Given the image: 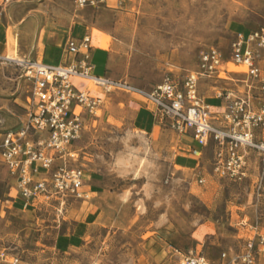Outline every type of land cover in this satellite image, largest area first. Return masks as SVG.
I'll return each mask as SVG.
<instances>
[{"label":"rangeland","instance_id":"1","mask_svg":"<svg viewBox=\"0 0 264 264\" xmlns=\"http://www.w3.org/2000/svg\"><path fill=\"white\" fill-rule=\"evenodd\" d=\"M74 1L0 6L1 29L33 11L22 34L20 27L8 30V56L41 62L47 41H62L65 50L75 29V36L93 35L94 60L107 77L150 92L167 76L182 82L211 48L229 61L238 32L264 27V0H107L98 8H78ZM259 54L264 71V50ZM226 69L225 79H201V97H242L251 88L256 103L264 100L262 84L245 67ZM30 89L21 67L0 59V134L21 123ZM100 91L105 100L96 114L83 113L84 128L71 148L76 158L65 163L96 172L103 194L93 204L54 196L24 206L14 204L9 187L0 188L7 201L0 207V264H180L191 254L213 264H247L249 243L253 264H264V167L257 154L244 180L218 179L212 144L192 157L191 140L158 117L129 110V101L146 103L141 97ZM62 163L56 160L54 168Z\"/></svg>","mask_w":264,"mask_h":264},{"label":"built area","instance_id":"2","mask_svg":"<svg viewBox=\"0 0 264 264\" xmlns=\"http://www.w3.org/2000/svg\"><path fill=\"white\" fill-rule=\"evenodd\" d=\"M18 1L0 0V6ZM74 2L78 8H98L107 0ZM92 50V37L86 34L68 40L66 53L72 58L68 64L10 60L23 69V77L30 82L31 89L26 101L27 121L18 131H9L0 137V164L17 180L18 196L26 205H36L54 196L89 198V193L83 189L84 172L68 167L65 162L76 158L71 148L84 128L83 113L96 114L105 100L93 94L95 88L105 94L115 91L136 94L154 108L161 122L180 136L191 137L199 149L212 144L213 176L218 179L238 182L247 178L251 153L257 154L264 167V139L258 138V132H264V100L256 103L251 88L242 97L220 94L219 98L224 99L226 105L223 112L217 113L199 92L201 79H225L231 72L226 69L229 64L245 67V74L261 83L264 92V71L259 66V50H264V27L238 33L229 61L220 50L211 48L201 53L198 70L187 72L182 82L167 76L150 92L114 81L105 74H96ZM73 80L86 85L77 89ZM76 108L78 114L74 111ZM195 154L200 153L195 150ZM56 160L64 163L54 168ZM204 182V179L199 181ZM260 243L264 245L263 237ZM254 259V245L249 243L243 262L253 264ZM180 264L213 263L202 255L191 254L184 256Z\"/></svg>","mask_w":264,"mask_h":264},{"label":"crops","instance_id":"3","mask_svg":"<svg viewBox=\"0 0 264 264\" xmlns=\"http://www.w3.org/2000/svg\"><path fill=\"white\" fill-rule=\"evenodd\" d=\"M21 1L22 0L18 1L17 3H21ZM5 9H6V7L4 8V11H5ZM32 13H33V11H29L25 15L24 18L22 17L20 20H17L16 22H13L11 20V22L9 21L8 25H3L2 26L3 28L2 29L0 28V59H6L8 57V45H7L8 30L12 27L13 28L20 27V30H21L20 32L22 34L25 30H27L29 28V26L33 20L32 19ZM238 33H240V32H238ZM71 35H73L71 37H75V38L83 37L81 35L75 36L76 35L75 29H74V31H72ZM84 35H86V34H84ZM13 36L18 41V35L15 34ZM69 39L70 38H68V40ZM68 40H67V42H68ZM93 40H94V37L92 35V41ZM57 43H51L49 41L46 42V44L44 45L43 52H40L41 54L39 53L41 55L40 58H43L41 62H43L45 64H51V65H64V64H68L71 62L72 58L70 56H68V54L66 53V49L65 50L60 49L61 48L60 43L59 44H57ZM65 47H66V45H65ZM96 49H97V47L93 45V50L91 53L92 62L94 65V72L96 74L101 75V74H104V71L103 70L100 71L98 69V67L99 68H103V67L98 66L94 60V57L96 54ZM17 53H18V56H20L19 55L20 52L18 50H17ZM21 54H23V53H21ZM25 56H27V55H25ZM36 61L37 62L39 61V57ZM93 94H95L97 96H101L100 89H97V88L93 89ZM204 99L208 104H210L213 107V109L218 110L217 113H221L224 111V108L226 105L224 99H220L217 96H210L209 98H204ZM26 101H27V99H26ZM25 103H27V102H25ZM127 103H128L129 108L132 106V108L129 110L133 111L136 114H139L140 112L144 111V112L149 113L150 117H156L154 114V108L152 110L150 109V108H152L151 105H148L146 103L143 105L138 100H132V101H129ZM24 110H25V115H24V118L21 120V123L17 126L10 127L9 129L4 130V131H6L5 133H7L9 131L16 132L20 128H22L23 124L28 119L27 104H24ZM148 110H151V111H148ZM5 133L0 134V137L2 135H4ZM186 138L191 140V143L193 144V145H189V151L191 152V156L192 157H193V155L195 156L196 155L195 150H197V153H200V154H197L196 157H198V158L201 157L203 154L202 150L197 147L196 143L194 142V140L191 137H186ZM258 138L264 139V132H258ZM29 139H32V137ZM254 154L255 153L250 154V157L248 160L249 169H251L253 167L252 158L254 157L253 156ZM192 157L191 158L185 157L184 159H187L189 161H193L194 159H192ZM2 187H7V188L9 187L10 188V194L9 195H11L13 192H15L18 199H16L14 204H16L17 201H19L24 206H26V203L22 199H20V197L18 196L17 180L10 175L8 168L4 164H0V188H2ZM101 188H102V182L99 179V175H97L96 172H85L84 176H83V189L87 193H89L91 198H90V200L83 201V204H85V203L93 204L94 202H96V199L99 196H101V194H103V191H102L103 189L101 190ZM5 196H7V195H5ZM6 203H7V201L3 200V198L0 199L1 209L4 208Z\"/></svg>","mask_w":264,"mask_h":264},{"label":"bare ground","instance_id":"4","mask_svg":"<svg viewBox=\"0 0 264 264\" xmlns=\"http://www.w3.org/2000/svg\"><path fill=\"white\" fill-rule=\"evenodd\" d=\"M7 60H13V61H18V62H29L28 60H25V59H21L19 60L17 57L13 56V55H10L6 58Z\"/></svg>","mask_w":264,"mask_h":264}]
</instances>
